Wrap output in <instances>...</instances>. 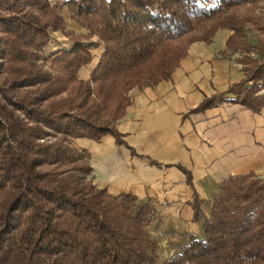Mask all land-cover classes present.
I'll list each match as a JSON object with an SVG mask.
<instances>
[{"label":"trees","instance_id":"obj_1","mask_svg":"<svg viewBox=\"0 0 264 264\" xmlns=\"http://www.w3.org/2000/svg\"><path fill=\"white\" fill-rule=\"evenodd\" d=\"M257 1L67 0L71 18L104 48L80 79L92 60L80 39L44 66L50 31L64 27L50 0H0V264H156L147 230L154 207L97 188L87 152L72 140L110 134L120 143L130 90L168 79L192 43L218 30L233 32L226 47L241 53L244 78L227 89L233 98L206 97L192 111L220 100L259 112L264 15L227 12ZM193 208L200 220L197 200ZM201 229L162 264H264V182L252 172L226 177Z\"/></svg>","mask_w":264,"mask_h":264},{"label":"crops","instance_id":"obj_2","mask_svg":"<svg viewBox=\"0 0 264 264\" xmlns=\"http://www.w3.org/2000/svg\"><path fill=\"white\" fill-rule=\"evenodd\" d=\"M63 4L58 8L66 28L85 35ZM232 34L218 30L210 42L192 43L168 79L132 88L116 123L120 143L110 134L99 140H72L87 152L91 168L87 178L97 188L112 195L129 192L154 207L147 230L169 258L189 235L201 236L202 219L209 218L226 177L252 172L264 182V107L253 112L239 103L217 100L211 107L192 111L206 97L224 93L233 98L227 89L244 78L237 62L240 52L227 51ZM55 35L42 56L71 46ZM90 42L92 60L79 69L80 79L90 77L104 51L96 37ZM195 200L200 220L194 217Z\"/></svg>","mask_w":264,"mask_h":264},{"label":"rangeland","instance_id":"obj_3","mask_svg":"<svg viewBox=\"0 0 264 264\" xmlns=\"http://www.w3.org/2000/svg\"><path fill=\"white\" fill-rule=\"evenodd\" d=\"M66 1L67 0H65V1L64 0L63 1L62 0H59V2H58L57 0H55V1L54 0H50V5L52 7H54L56 9V11L59 13V15L61 16V14H62L61 13V9L58 8V7H60ZM54 2L56 4H54ZM63 6H65V5L63 4ZM67 10H68V8H67ZM227 12L228 13H233L234 15H237L239 17H244V16L248 15V13H251V14H254V15H264V0H259L257 2L251 3V4L242 5V6H239V7H234V8H231L230 10H228ZM69 14H70V12H69ZM70 18H71V15H70ZM62 19H63V17H62ZM71 20L79 28H82L72 18H71ZM63 21H64V19H63ZM82 29H84V28H82ZM84 30L86 31V34L85 35L73 34V33L70 32V30L68 28H66V23L64 21V27H63L62 30H59V31H50L48 43L50 42V40H53V37H56L55 34H57L59 36L58 38H60L61 41H63V42H70L71 43V46L68 47V48L61 49V50H56L54 52H51L50 54L49 53H46L45 56H42V54L44 53L45 47L48 45V43H47V45L44 47V49L42 50V52L40 54L45 59V62H44L45 68L50 69V62H51V59L53 58L54 54L57 53V52H59V51H62V50L70 49L72 47V45H73V40H75V39H80L83 44H91L92 47H93V44L94 43H91L90 42V39L93 38V37H96V36H90L89 35V32L86 29H84ZM245 32H246V34L248 36V39H249V41L251 43L256 44L258 42L259 35H258L257 32L253 31V29L251 27H247L245 29ZM197 33H199V32H197ZM62 37L65 38V39H63ZM97 43L99 45H102L98 41V38H97ZM91 48H90V50H91ZM250 57L256 58V56L253 55V54ZM240 58H241V53H240ZM263 91H264V89H263ZM49 139L53 140V138H50V137H49ZM149 235H150V233H149ZM150 238H151V240L154 243L153 252H154V255H155V259H156V264H162L164 261H166L169 258L168 257L169 252H167V250L164 251L165 249L164 250L163 249H158L159 247L156 244V241L151 237V235H150Z\"/></svg>","mask_w":264,"mask_h":264}]
</instances>
